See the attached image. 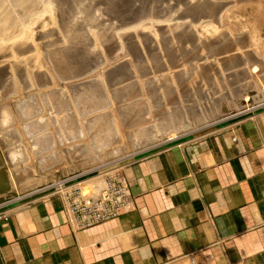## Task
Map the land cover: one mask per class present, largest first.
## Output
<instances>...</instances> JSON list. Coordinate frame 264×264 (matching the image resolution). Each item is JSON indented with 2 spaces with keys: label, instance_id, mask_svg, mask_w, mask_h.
I'll use <instances>...</instances> for the list:
<instances>
[{
  "label": "bare ground",
  "instance_id": "obj_1",
  "mask_svg": "<svg viewBox=\"0 0 264 264\" xmlns=\"http://www.w3.org/2000/svg\"><path fill=\"white\" fill-rule=\"evenodd\" d=\"M227 4L230 3L214 0L205 3L204 0H0V84L13 73L22 76V88L30 84L27 75L38 88L57 80L66 83L68 91L63 88L57 92H65L63 95L70 92L74 97L78 113L83 116L82 124L90 135L96 134L106 120L107 112L100 111L116 104L121 126L123 124L127 135L133 138L136 149L172 140L186 129L214 123L264 101V83L251 77L258 68L249 67L250 63L262 59L255 60L249 51L241 49L246 45L244 40L239 41L237 35L213 24L207 30L209 37L215 35L213 45L223 39H231V43L216 47L206 43L205 28L209 26L204 18L220 17ZM179 5L182 10L177 12ZM215 21L221 26L219 19ZM153 29L159 32L154 33ZM175 40L189 42L196 48H189L193 60L190 64L180 60L177 54L176 59H165L167 54L162 53L161 48H171ZM205 46H210L206 52L205 49L198 51ZM124 48L130 54L143 56L160 50L161 58L155 62L151 56L144 63L134 64L125 61ZM114 56L116 63L110 61ZM202 69L217 74L216 77L219 75L220 84L215 81L205 88V81L194 79V70ZM224 76L230 84H225ZM186 84L187 95L194 101L189 119L182 111L183 106L180 112L172 109L179 101L186 100L182 90ZM18 85L3 84V94L21 90ZM105 94H110L109 101ZM149 99L147 109L150 111L141 112V117L126 116L129 110L146 106ZM43 101L45 105L48 101L51 103L49 112L55 122L69 129L65 131L67 141L85 135L82 128L70 130L73 117L66 114L64 100L51 96V100ZM37 106V101L30 98L16 104L21 114L28 107H31L29 114L36 112ZM62 112L63 115H59ZM149 120L152 122L148 124ZM135 123L136 128L131 129ZM26 131L31 134L30 129ZM37 131L42 134L43 127L38 126ZM112 131L109 141L116 142V146L111 154L117 155L125 148L119 122ZM58 135L62 142L61 134ZM17 139L14 133L0 131V200L10 197L11 193L20 197L34 189L51 188L55 179L65 176V171L61 170L27 181L32 172L22 162L28 153L19 147L2 149ZM46 148V145L36 147L34 153L42 154ZM12 157L16 160L13 165L18 163L19 166L10 171L6 160L12 161ZM38 161L39 167L46 170L57 159L46 153L39 156ZM79 166L77 163L75 168ZM12 186H15L14 192Z\"/></svg>",
  "mask_w": 264,
  "mask_h": 264
},
{
  "label": "crops",
  "instance_id": "obj_2",
  "mask_svg": "<svg viewBox=\"0 0 264 264\" xmlns=\"http://www.w3.org/2000/svg\"><path fill=\"white\" fill-rule=\"evenodd\" d=\"M117 217L69 224L56 194L0 213V264H264V108L123 171Z\"/></svg>",
  "mask_w": 264,
  "mask_h": 264
},
{
  "label": "rangeland",
  "instance_id": "obj_3",
  "mask_svg": "<svg viewBox=\"0 0 264 264\" xmlns=\"http://www.w3.org/2000/svg\"><path fill=\"white\" fill-rule=\"evenodd\" d=\"M166 1V0H161ZM172 1V0H170ZM205 1L208 0H204ZM215 2H229L230 4H227L223 9L225 11L221 12L220 17L207 16L206 19L204 18V23L209 26V28H205V40L206 43H211L210 46H220L225 45L228 43H231V39L228 40H219L218 43L213 45V41L216 40L215 35L212 37L208 36L207 30L211 29V25H215L216 27L220 28V30H225L227 32L232 33V35H237L236 37L239 39V41L244 40L245 46H241V49H246V51L252 55L255 60L262 59L261 61H254L250 63L249 67L251 68L253 65H256L258 70H256L254 73L251 74V77H256L261 80V82L264 83L263 77H264V0H214ZM158 2V1H157ZM182 8H180V5L178 7L177 12L181 11ZM173 11V12H175ZM188 19V16H187ZM216 19H219V22L221 23V26L215 21ZM154 33H158L159 31L154 30ZM208 36V37H207ZM178 43V45H176ZM124 44V43H123ZM189 42L179 43L176 40L173 44H171V48L167 47L161 48V52L167 54L164 55L165 59H170L171 57L176 59L177 56H180V60H182L186 64H190L192 60V56H190L189 48L192 50H196L195 47H191ZM100 45L104 51V46L100 42ZM125 45V44H124ZM143 49L146 47L141 44ZM210 46L208 48H210ZM140 47V46H139ZM207 46L199 47L198 51L203 52L205 49V52L208 50ZM43 50L39 47V52L41 53ZM160 51V50H159ZM158 50H153L152 53L148 52L146 53V56H143V54H130V52H127V48L123 50V55L125 58V61L133 62L134 64L144 63L146 62L148 57H151L157 62L159 58H161ZM170 54V56H169ZM42 55V53H41ZM114 56L113 58H110V61H113V63H116ZM178 59V58H177ZM251 62V61H250ZM230 70V69H229ZM208 71V72H205ZM210 71L208 69H202V70H194V79L199 78L203 81H205V88L209 86L208 84L214 83L215 81H218L219 84L221 82L220 76L216 77L217 74L209 73ZM209 74V75H208ZM254 75V76H253ZM225 77V76H224ZM27 79H30V84L27 87L22 88L21 86V80L23 79L20 74L9 75L3 79V84L5 85H11V86H19V89L17 92L13 91L8 94H3V84H0V131L7 132V133H14L17 136V140L12 142L9 145H5L2 149L3 150H11L16 149V147H19V149H23L25 152L28 153L27 159H25L22 164H26L30 167V170L32 172L31 177L27 179V181L34 180L38 178L40 175L44 174H55L58 171H65V176L62 178L55 179V184L51 188H42V189H34L27 193L26 195L16 197L14 196L15 193H11L10 197H6L3 200H0V213L5 211L10 204H12L14 201H17L19 199H22L24 197H30L34 195H44V194H50L54 191V188L58 186V183H65V185H73L78 182L81 184H87L88 180L90 179H98L99 181L104 180V174L110 171H118L122 173L127 167H129L136 159L139 157L149 153V151L156 149L159 146L164 145L167 142L182 139L188 136H195L197 134H201L204 132H208L212 129L219 128L220 126L224 125L225 123H228L230 121H233L235 118H239L240 116L246 114L249 111H253L255 109L264 108V101L257 103L253 105L251 108L242 110L241 112H238L236 114L230 115L227 118L221 119L219 121H216L214 123H209L205 125H198L197 127L186 129L185 132L181 135H179L177 138H174L172 140H166V141H160L156 145H153L151 147H148L146 149H136L133 146V142L131 137H129L126 133V130L122 124L121 126V119L120 118V110L117 107L116 104H113L112 106H109L108 109H104L103 111H100V113L107 112V116L104 117V123L102 122L100 125L101 128L99 129L96 134H89L84 128V125L82 124L83 116L80 115L79 108L75 103L74 97L71 96L70 92L66 95L65 92H57L59 90L62 91L63 88H65L66 91H68L67 86H65L66 83H60L57 80H51V84L47 87L38 88L34 85H32V79L30 78V75L26 76ZM25 79V78H24ZM225 84H230L229 80L225 77ZM76 82V81H75ZM78 82V81H77ZM243 83V81H242ZM31 85V86H30ZM237 85V84H235ZM191 86V85H190ZM184 89L183 94L186 96V100L179 101L176 108L180 112V106L184 107V115L187 116V119L191 117L190 108H192L194 105V101L192 98H190L188 94L189 87H187V84L182 87V90ZM54 92V93H53ZM172 92V89H171ZM51 96L59 98L62 102L66 103V109L65 112L67 115L73 117L72 119V125L70 127V130L78 131L79 128H82L85 135H83L80 138H75L73 140L67 141L65 139V131L69 130L66 127L57 124L55 120L50 115V106L51 103L48 101V105H45V102L43 99H50ZM104 96V95H103ZM105 99L109 101L110 94H105ZM32 99L37 101V107L39 108L38 111L33 112L32 114H29L28 110L31 111V107H28L24 113H20L18 111V108L16 107V104L18 101H25L26 99ZM234 98V97H233ZM150 99L148 100L146 106H143L140 108H133L126 113V116H132L134 117H141V112H148L151 109H147L148 106H150ZM140 111V113H139ZM207 111V109L205 110ZM99 112V111H98ZM97 112V113H98ZM139 113V115H138ZM28 115V118H27ZM59 115H63L62 113H59ZM109 115V116H108ZM113 119V120H111ZM54 120V121H53ZM151 120L148 121V124ZM119 122V130L121 131V138L122 143L124 144L125 148L124 151L121 153H118L117 155H112L111 151L116 146V142L109 141V136L112 135L114 131V128L118 126ZM152 122V121H151ZM38 126L43 127L42 134L37 131ZM136 128V123L134 126L131 127V129ZM27 129L31 130V134L27 133ZM37 131V132H36ZM36 132V133H35ZM61 134V137L63 138V141L61 142L59 140V135ZM113 136V135H112ZM13 137V136H12ZM14 138V137H13ZM43 145H46V150L42 152V154L50 153L53 154L57 161H55L53 164H51L49 167H47L46 170H43L39 167V156H42V154H35L34 149L36 147H42ZM17 149V150H19ZM102 155V159L98 160L97 157ZM89 159H92L91 162H89ZM16 160L9 161V159L6 160V165L10 171L14 170L19 166V164H15ZM80 163L79 168H75L76 164ZM103 179V180H102ZM12 192L15 190V186H12Z\"/></svg>",
  "mask_w": 264,
  "mask_h": 264
},
{
  "label": "built area",
  "instance_id": "obj_4",
  "mask_svg": "<svg viewBox=\"0 0 264 264\" xmlns=\"http://www.w3.org/2000/svg\"><path fill=\"white\" fill-rule=\"evenodd\" d=\"M104 180L90 179L87 184L58 183L53 194L60 197L69 224L92 225L117 217L128 204L129 189L123 172L110 171Z\"/></svg>",
  "mask_w": 264,
  "mask_h": 264
}]
</instances>
